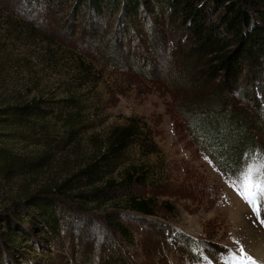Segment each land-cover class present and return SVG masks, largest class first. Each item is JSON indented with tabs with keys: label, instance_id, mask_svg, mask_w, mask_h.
Listing matches in <instances>:
<instances>
[{
	"label": "rangeland",
	"instance_id": "rangeland-1",
	"mask_svg": "<svg viewBox=\"0 0 264 264\" xmlns=\"http://www.w3.org/2000/svg\"><path fill=\"white\" fill-rule=\"evenodd\" d=\"M174 2L145 3L132 21L122 8L96 18L88 9L73 15L69 4L54 17L18 15L46 30L52 19L62 22L49 30L61 42L55 56L33 39L20 41L14 35L19 40L0 42V107L35 96H77L82 104L70 115L51 114V137L38 145L19 136L29 134L26 127H0V146L35 162L46 157L37 170L0 173V264H197L220 261L240 245L262 258L264 237L253 227L247 207L230 193L226 183L233 177L222 172L223 166L216 168L204 151L196 124L203 114L190 111L214 89L200 78L206 59L190 55L194 42L181 16L171 11ZM230 96L262 126L256 132L264 144V61L242 73L240 89ZM66 117L76 118L75 131L63 127ZM131 118L144 126L143 137L150 133L153 153L134 142L103 184L87 186L76 178L98 155L110 130ZM40 131H32L38 140ZM262 148L255 145L250 152ZM133 168L147 171L143 185L126 181ZM249 170L256 179L264 161L259 158ZM69 180L73 186L67 195L58 194ZM110 180L116 188L107 191ZM132 196L153 198L155 214L129 209ZM90 197L94 202L87 203ZM44 198L59 206L61 222L55 229L39 218L31 220L30 201Z\"/></svg>",
	"mask_w": 264,
	"mask_h": 264
},
{
	"label": "trees",
	"instance_id": "trees-1",
	"mask_svg": "<svg viewBox=\"0 0 264 264\" xmlns=\"http://www.w3.org/2000/svg\"><path fill=\"white\" fill-rule=\"evenodd\" d=\"M71 5L69 2H71ZM152 0H0V42L5 37L20 41H31L39 44L44 53L55 56L61 49V42L49 30L61 26L62 22L52 19L48 30L42 26L32 24L18 15L22 12L43 14L54 17L64 6L72 8V14L77 15L84 10H91L96 18H103L106 11L122 10L132 21L137 17L142 5ZM166 5V0H154ZM171 4V11H177L182 19L181 25L189 31L193 40L194 49L190 54L197 60L206 59V71L200 75L202 81L213 83L214 91L210 97H204L196 102L190 110L192 115L203 114L197 119V129L205 142H202L204 151L209 153L216 168L222 167V172L241 182L252 173L251 163L264 161V144L258 138V131L262 126L253 122L250 113L241 107L232 104L230 94L240 89L242 73L253 66H262L264 61V0H175ZM69 4V5H68ZM161 4V3H160ZM147 7V6H146ZM150 7H147V9ZM32 16V15H31ZM30 16V17H31ZM57 17V15H55ZM257 17V21H254ZM21 18V19H20ZM6 33V34H5ZM19 40L17 38H14ZM261 70V68H260ZM249 74V73H248ZM250 75H248L249 77ZM243 96L242 93L239 94ZM71 96L62 100L53 98L33 97L29 101L15 105L0 107V127L23 128L30 131L28 135L19 136L31 145H38L42 139L51 137L49 119L55 111L59 114L70 115L72 111H79L81 100ZM230 103V105H229ZM199 109V110H198ZM44 122L38 125L39 122ZM37 123V125H36ZM63 127L69 132L75 131L77 121L75 117H66ZM139 120L131 118L127 125L116 126L110 130L107 140L101 145L97 156L85 165L76 176L85 181L87 186L103 184L106 176L111 174L118 164L120 157L134 142L142 148H151L153 153L154 142L150 133L144 135ZM226 127V128H225ZM41 130L43 137L38 140L32 131ZM256 130H258L256 132ZM42 142V141H41ZM149 144V145H148ZM255 145L263 147L254 153L250 149ZM210 151V152H209ZM212 151V152H211ZM223 153V154H222ZM230 153V155H228ZM46 157L42 156L33 161L19 155L13 150L0 146V173H15L23 170H37L44 167ZM226 170H224V169ZM249 170V171H248ZM226 171V172H224ZM228 172V173H227ZM239 174V176H234ZM147 171L133 168L127 175L126 181L143 185ZM264 178V170L261 173ZM232 179V178H231ZM72 181V180H71ZM70 180L57 188L58 194H64L72 188ZM107 191L115 189L113 180L105 183ZM70 188V189H69ZM102 190L100 192H104ZM94 202L90 197L87 203ZM34 208L31 220L35 217L44 221L49 229H55L60 224L57 219V202L50 198L33 202ZM129 209L145 216H153L156 201L153 198L130 197ZM58 207V208H57ZM122 234L126 228L116 226ZM54 233V232H53ZM12 247V248H10ZM8 248L13 253V246Z\"/></svg>",
	"mask_w": 264,
	"mask_h": 264
},
{
	"label": "snow or ice",
	"instance_id": "snow-or-ice-1",
	"mask_svg": "<svg viewBox=\"0 0 264 264\" xmlns=\"http://www.w3.org/2000/svg\"><path fill=\"white\" fill-rule=\"evenodd\" d=\"M250 179L251 177L249 175L248 180L250 181ZM257 188H260V186L257 185ZM253 196L258 203L264 204V189H261L257 193H253ZM247 203L249 205L250 214H254V218L252 219L253 225L254 226L259 225L260 227H264V212H262L259 207H257L256 209H253L252 200H248ZM240 252H244V249L242 246L240 247L239 252H236L235 254L239 255ZM244 254L247 256V260L250 262V264H258L257 260L254 259L252 256L248 255L246 252H244ZM205 264H212V261L210 259H207Z\"/></svg>",
	"mask_w": 264,
	"mask_h": 264
},
{
	"label": "bare ground",
	"instance_id": "bare-ground-1",
	"mask_svg": "<svg viewBox=\"0 0 264 264\" xmlns=\"http://www.w3.org/2000/svg\"><path fill=\"white\" fill-rule=\"evenodd\" d=\"M261 248H262V246H260ZM260 248V250H259V253L261 254V252H262V256H260V257H262V258H260L259 260L260 261H262V262H264V251H262V249ZM258 254V253H257ZM260 254H258V256L260 255Z\"/></svg>",
	"mask_w": 264,
	"mask_h": 264
}]
</instances>
